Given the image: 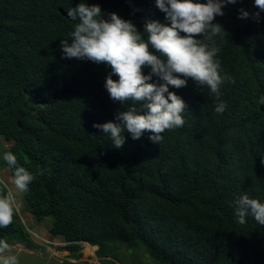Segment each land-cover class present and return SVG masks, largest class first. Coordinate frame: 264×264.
Listing matches in <instances>:
<instances>
[{"label":"trees","instance_id":"16d2710c","mask_svg":"<svg viewBox=\"0 0 264 264\" xmlns=\"http://www.w3.org/2000/svg\"><path fill=\"white\" fill-rule=\"evenodd\" d=\"M80 2L0 0V136L36 175L22 200L37 222L53 218L50 235L69 251L59 264H94L81 259V242L97 246L101 264H129L122 246L144 250L154 264H264V225L251 216L242 225L235 214L244 194L264 203V12L260 22L240 19L241 8L259 9L237 0L216 18L227 32L215 38L216 58L235 81L221 86L222 114L210 90L189 79L170 87L188 106L183 127L166 130L161 144L125 131L116 149L93 127L120 123L130 106L105 88L111 67L65 59L60 47L78 21L59 8ZM86 2L141 31L149 20L166 23L156 0ZM0 166L14 175L3 155ZM30 229L19 214L0 239L31 247Z\"/></svg>","mask_w":264,"mask_h":264},{"label":"clouds","instance_id":"9594fccd","mask_svg":"<svg viewBox=\"0 0 264 264\" xmlns=\"http://www.w3.org/2000/svg\"><path fill=\"white\" fill-rule=\"evenodd\" d=\"M236 3L237 0H156L166 23L149 20L143 31L115 12L106 19L99 4L89 5L86 0L67 10L68 18L78 22L70 33L71 39L61 41L63 58L109 65L112 72L106 78L105 88L110 98L122 105L130 104L127 110L117 114L120 123L93 125L109 136L114 148L120 149L125 144V131L134 140L149 133L153 143L161 144L166 130L183 127L186 122L183 113L188 106L170 87H186L189 79L210 90L218 102L217 113L225 111L227 105L221 100V86L235 81L230 75H222L216 58L220 48L215 38L222 39L227 32L215 21L217 16L225 14L223 9L228 4ZM254 6L259 11L250 13L241 8L239 18L260 22L264 0H254ZM145 69H149L147 74ZM259 102L264 104V96ZM3 160L14 169L11 183L15 189L21 193L28 191L36 175L19 166L17 156L11 151L3 153ZM0 185L3 186L0 228H7L20 214V207L12 188L3 179ZM235 205L238 223L243 225L245 218L251 216L264 225V203L244 194L236 199ZM9 252L11 245L0 239V264H18L15 255H6Z\"/></svg>","mask_w":264,"mask_h":264},{"label":"rangeland","instance_id":"374dc122","mask_svg":"<svg viewBox=\"0 0 264 264\" xmlns=\"http://www.w3.org/2000/svg\"><path fill=\"white\" fill-rule=\"evenodd\" d=\"M11 145V142L5 140L0 136V157L3 155L6 149ZM12 174L8 167L0 166V179H3L16 195L17 204L20 207V216L24 223L29 226L32 236L33 244L31 247H27L22 242H13L11 245V252L6 255H15L18 259V264H59L64 258L69 255L68 250H64L63 247L66 242L61 236L55 238L51 237L49 232V226L52 224L53 218L47 217L42 222H37L32 213L27 212L24 207L21 192H18L14 185H12ZM95 249H90L89 245L81 242L82 260H88L94 264H101L100 257H98ZM122 255L127 263L136 264H154L152 258L149 260V255L142 249H135L128 251L126 246H122Z\"/></svg>","mask_w":264,"mask_h":264},{"label":"water","instance_id":"95a60500","mask_svg":"<svg viewBox=\"0 0 264 264\" xmlns=\"http://www.w3.org/2000/svg\"><path fill=\"white\" fill-rule=\"evenodd\" d=\"M59 10L61 11V13H62L64 16H66V17L68 18V14H67V11H66L65 9H63L62 7H60ZM68 19L71 20L70 18H68ZM84 243H86V242H84ZM96 248H97V246H96Z\"/></svg>","mask_w":264,"mask_h":264},{"label":"bare ground","instance_id":"6f19581e","mask_svg":"<svg viewBox=\"0 0 264 264\" xmlns=\"http://www.w3.org/2000/svg\"><path fill=\"white\" fill-rule=\"evenodd\" d=\"M86 245H89V248L92 249V250L95 249V247H92V245L87 243V242H86Z\"/></svg>","mask_w":264,"mask_h":264}]
</instances>
